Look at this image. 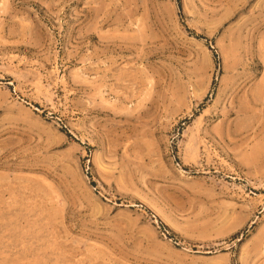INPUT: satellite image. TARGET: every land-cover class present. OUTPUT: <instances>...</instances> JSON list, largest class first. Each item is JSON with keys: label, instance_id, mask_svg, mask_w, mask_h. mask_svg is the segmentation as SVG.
Returning <instances> with one entry per match:
<instances>
[{"label": "rangeland", "instance_id": "obj_1", "mask_svg": "<svg viewBox=\"0 0 264 264\" xmlns=\"http://www.w3.org/2000/svg\"><path fill=\"white\" fill-rule=\"evenodd\" d=\"M0 264H264V0H0Z\"/></svg>", "mask_w": 264, "mask_h": 264}]
</instances>
